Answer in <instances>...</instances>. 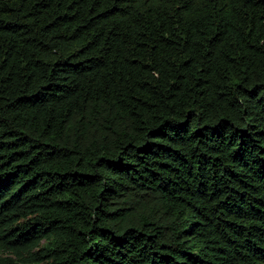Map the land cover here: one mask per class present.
Segmentation results:
<instances>
[{
	"label": "trees",
	"instance_id": "1",
	"mask_svg": "<svg viewBox=\"0 0 264 264\" xmlns=\"http://www.w3.org/2000/svg\"><path fill=\"white\" fill-rule=\"evenodd\" d=\"M0 264H264V0H0Z\"/></svg>",
	"mask_w": 264,
	"mask_h": 264
}]
</instances>
